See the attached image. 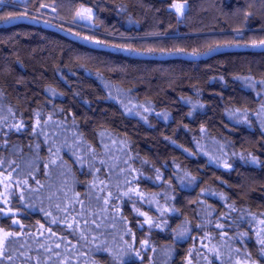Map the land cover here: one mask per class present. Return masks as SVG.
Wrapping results in <instances>:
<instances>
[{
	"label": "trees",
	"instance_id": "trees-1",
	"mask_svg": "<svg viewBox=\"0 0 264 264\" xmlns=\"http://www.w3.org/2000/svg\"><path fill=\"white\" fill-rule=\"evenodd\" d=\"M3 3L0 264H264V0Z\"/></svg>",
	"mask_w": 264,
	"mask_h": 264
},
{
	"label": "rangeland",
	"instance_id": "rangeland-1",
	"mask_svg": "<svg viewBox=\"0 0 264 264\" xmlns=\"http://www.w3.org/2000/svg\"><path fill=\"white\" fill-rule=\"evenodd\" d=\"M16 1H18V2H24L25 0H16ZM0 4H4V3H0ZM183 6H184V5H183ZM47 7H49V6H47ZM49 8H51V7H49ZM184 8H185V6L183 7V10H184ZM43 11H46V10L43 9ZM46 12H49V11H46ZM181 13H182V12H181ZM181 13H179V14L177 13L178 16H180ZM38 15L42 16L41 18L44 19V20H42V21H46V23H48V21H50V20H53V18L50 17V16H48V15H45V14H39V13H38ZM92 18H93V11H92L90 8L86 7V6H80L79 9L77 10L76 15H75V21H76L77 23H79V24H86V25H89V26L92 25ZM72 25H74V26H78V25H76V24H72ZM90 30H91V29H90ZM113 90H115V92H116L118 95H123V93H121L119 89L113 87ZM133 104H135V103H133ZM123 109H124V112H125L127 115L131 116V117H135V118H138V119H140V120H141V119H144V117H145V115H144V117H143V116H139V113H133L132 111H134V109H135L133 106H129V107H127V109L123 107ZM261 110H262V111H261V114L259 115L258 118L260 119L261 122L264 123V109L262 108ZM142 114H144V111H143V110H142V112L140 113V115H142ZM158 116H159L160 118H162V117H161L162 115L158 114ZM166 117L168 118L169 116L166 114ZM261 127H262V129H263V131H264V125H261ZM212 148L215 150V152H217V151H216V150H217L216 148H214V147H212ZM209 157H210V155H209ZM209 157H208V158H209ZM210 158H211V157H210ZM210 158H209V161H210ZM217 158L222 159V157H221L220 155H219L218 157H216L215 160H217ZM210 162H211L212 164H214V165H215V163H217V161H216V162H213L212 160H211ZM4 236H5V234H4L2 231H0V239L4 238ZM4 242H5V240H3V243H0V254L2 253L3 246H4Z\"/></svg>",
	"mask_w": 264,
	"mask_h": 264
},
{
	"label": "snow or ice",
	"instance_id": "snow-or-ice-1",
	"mask_svg": "<svg viewBox=\"0 0 264 264\" xmlns=\"http://www.w3.org/2000/svg\"><path fill=\"white\" fill-rule=\"evenodd\" d=\"M0 3H3V0H0ZM173 7L175 8L176 12L179 14L183 11V5L182 4H174ZM11 14H8L7 16L3 17L2 19H11ZM264 43V42H262ZM209 51H213V49H209ZM169 54H172V53H169ZM200 53H196V52H193L192 55H199ZM15 223V221H14ZM8 235L7 233H5V236L4 238L0 239V243H3V240H6L8 238Z\"/></svg>",
	"mask_w": 264,
	"mask_h": 264
},
{
	"label": "water",
	"instance_id": "water-1",
	"mask_svg": "<svg viewBox=\"0 0 264 264\" xmlns=\"http://www.w3.org/2000/svg\"><path fill=\"white\" fill-rule=\"evenodd\" d=\"M43 9L46 11H49V12H54V10L52 8H49V7H44Z\"/></svg>",
	"mask_w": 264,
	"mask_h": 264
}]
</instances>
